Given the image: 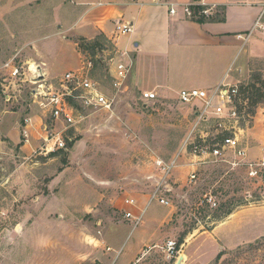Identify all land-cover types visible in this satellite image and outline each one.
I'll list each match as a JSON object with an SVG mask.
<instances>
[{
  "label": "rangeland",
  "instance_id": "374dc122",
  "mask_svg": "<svg viewBox=\"0 0 264 264\" xmlns=\"http://www.w3.org/2000/svg\"><path fill=\"white\" fill-rule=\"evenodd\" d=\"M75 5L76 0H0V264H124L163 218L161 246L149 252L145 247L146 255L134 264H176L179 258L163 250L168 240H175L181 252L196 237L190 249L197 264H264V235H249L256 232L250 227L253 211L255 220L259 211L264 225V176L250 178L244 167L231 170L226 163L210 162L191 180L193 144L186 141L197 108L182 103L177 93H158L145 103L129 78L126 88L115 90L111 76L120 56L105 36L68 30L76 21ZM66 14L67 20L62 18ZM12 59L28 68L24 81L9 77L4 64ZM88 61L91 76L105 92L114 93L116 103L112 111L78 105L79 122L66 128L34 102L32 90L38 84L30 82L35 72L29 67L43 65L47 80L39 83L59 86L66 72ZM236 76L240 117L227 124L235 127L221 131L212 118L200 125L198 139L205 134L211 145L235 133L249 158L258 161L264 157V59ZM27 118L34 123L28 142ZM45 126L63 132L67 149L44 153ZM175 157L178 165L162 192L170 204L149 202L162 175L155 160ZM210 195L218 207L209 206ZM127 197L137 200L136 213L144 210L135 228L125 217ZM241 218L248 226L242 222L238 232L231 231V223ZM225 221L231 222L221 231L235 233L231 242L209 234ZM118 237L122 247L114 244ZM109 246L115 250L108 251Z\"/></svg>",
  "mask_w": 264,
  "mask_h": 264
},
{
  "label": "crops",
  "instance_id": "0c3cea01",
  "mask_svg": "<svg viewBox=\"0 0 264 264\" xmlns=\"http://www.w3.org/2000/svg\"><path fill=\"white\" fill-rule=\"evenodd\" d=\"M192 2L76 0L79 3L74 7L76 21L68 25V30L74 27L79 29L80 34L105 36L114 44L119 59L132 62L129 75L131 82L141 91L153 90L162 95L178 94L182 89H208L227 78V75L228 80L234 81L238 72L250 69L253 61L264 59V0H206V3L216 8L211 18L204 22L187 17L181 6L177 14L170 12L172 3ZM68 16L70 14L62 18L67 20ZM117 21L131 23L133 31L119 35L116 31ZM238 54L239 63L236 61L232 69L231 65ZM138 208L136 203L135 209ZM255 212H252L250 227L256 232L253 230V234L249 235L263 236L264 225L261 224L259 211L256 215L259 219L255 220ZM240 220L231 223L234 226L231 231H237L236 225L242 222V226H248V221ZM164 221L165 218L159 221L148 241L133 247L124 264L139 261L141 255H146L142 252L145 247L149 252L161 246L163 232L158 229ZM230 222L220 223L209 234L218 241L231 242L229 236H235V233L221 231ZM221 233L225 236L223 239ZM195 239L181 247L178 259L182 260L181 264H197L195 253L190 249ZM122 240L118 237L114 239V244L122 247ZM238 240L243 241L244 238ZM232 241L236 242L237 239Z\"/></svg>",
  "mask_w": 264,
  "mask_h": 264
},
{
  "label": "built area",
  "instance_id": "2783aa9c",
  "mask_svg": "<svg viewBox=\"0 0 264 264\" xmlns=\"http://www.w3.org/2000/svg\"><path fill=\"white\" fill-rule=\"evenodd\" d=\"M180 6L184 14L191 19H196L202 14L211 16L216 8L215 5L206 3V0H193L192 3L187 4L172 3L170 12L177 14ZM193 6H200L202 8L199 14L195 12ZM116 31L119 35H127L133 31V25L117 21ZM129 59L132 61L130 57ZM4 66L9 71L10 78L25 80L26 70H28V68L25 69V65L20 66L12 59L5 63ZM39 66L43 68V79L39 78ZM92 66V62L90 61L83 62V66L66 72L61 79L60 85L56 86L54 84L39 83L47 80V77L43 65L38 64L36 73L30 80L33 84H38L32 90L34 102L42 107L46 113H49L55 121H61L66 128L79 122L80 112L78 105L86 109L112 111L116 103V96L114 93L108 94L105 92L101 84L91 76ZM30 69L34 71L31 66L29 67ZM131 70L132 62L121 59L117 60L114 73L111 76L115 90L120 91L123 87H127V80ZM228 79L229 76L227 75V78L208 89H182L178 93L182 103L193 104L197 108L196 119L186 141V144L188 142L193 144V158L190 164L192 168L190 173L191 180L197 178V172L201 165L210 162L226 163L231 170L244 167L247 169L250 178L259 179L264 176V157L258 161L250 159L247 147L242 144L237 134H224L219 142L211 145L206 144L207 139L205 134H199V139L204 144H198L197 142L199 140L198 133L203 132L200 128L201 124L208 123L214 118L221 131L224 129L231 130L235 127V124L229 127L227 124L237 122L240 117L238 106L240 86L239 83ZM2 94L4 97H7L5 89L2 90ZM157 98L158 93L153 90L141 91V100L145 103H149ZM197 102L201 104V107L196 105ZM32 120V118H27L24 126L26 142L30 141L29 129L31 128L30 126H34ZM45 130L47 131L46 134L42 135L44 140L42 149L45 151V154L58 149H67L68 145L62 131L57 129L48 131V126H45ZM177 159L178 157H175L168 162L162 158L155 160L157 167L162 171V175L149 202L152 199H158L163 205L170 204V201L163 197L162 192L163 190H167L168 178L173 169L178 165ZM206 200L211 208L218 207V201L213 195L208 196ZM136 203L137 201L133 197H127L124 200L125 217L133 223V228L143 222L144 214V210H141L139 213L135 212ZM107 250L112 252L114 248L109 246ZM163 250L166 252L167 257L179 258L180 251L177 248L175 240H168ZM119 254L120 251L117 253V257ZM112 264H114V261Z\"/></svg>",
  "mask_w": 264,
  "mask_h": 264
},
{
  "label": "trees",
  "instance_id": "16d2710c",
  "mask_svg": "<svg viewBox=\"0 0 264 264\" xmlns=\"http://www.w3.org/2000/svg\"><path fill=\"white\" fill-rule=\"evenodd\" d=\"M193 9L195 10V12L197 13V14H199V12L201 11V7L200 6H193ZM212 16V15H211ZM211 16H205V15H200L198 18H196L195 20H197V21H199V22H204V21H206L207 19H209V18H211ZM230 213V212H229ZM223 253L222 252H220L219 254H218V256H217V260H219L220 259V257H221V255H222Z\"/></svg>",
  "mask_w": 264,
  "mask_h": 264
},
{
  "label": "water",
  "instance_id": "95a60500",
  "mask_svg": "<svg viewBox=\"0 0 264 264\" xmlns=\"http://www.w3.org/2000/svg\"><path fill=\"white\" fill-rule=\"evenodd\" d=\"M39 70H40L39 78L43 79L44 78L43 68L41 66H39ZM176 264H181V260L177 261Z\"/></svg>",
  "mask_w": 264,
  "mask_h": 264
},
{
  "label": "bare ground",
  "instance_id": "6f19581e",
  "mask_svg": "<svg viewBox=\"0 0 264 264\" xmlns=\"http://www.w3.org/2000/svg\"><path fill=\"white\" fill-rule=\"evenodd\" d=\"M33 67H35V70H34V71H35V73H36V70H37V65H35V66H33ZM182 258H183V256H182ZM182 258H181V259H182Z\"/></svg>",
  "mask_w": 264,
  "mask_h": 264
}]
</instances>
